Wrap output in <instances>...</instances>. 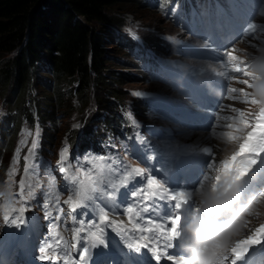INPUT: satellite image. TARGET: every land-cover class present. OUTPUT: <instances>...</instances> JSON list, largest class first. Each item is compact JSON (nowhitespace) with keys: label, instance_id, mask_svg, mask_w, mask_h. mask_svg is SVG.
Segmentation results:
<instances>
[{"label":"trees","instance_id":"obj_1","mask_svg":"<svg viewBox=\"0 0 264 264\" xmlns=\"http://www.w3.org/2000/svg\"><path fill=\"white\" fill-rule=\"evenodd\" d=\"M131 3L143 0H0V97L7 106L0 121L1 156L13 144L23 118L35 119L31 102L49 135L44 153L46 145L56 146L55 133L48 129L56 125L58 131L62 116L73 109L72 97L80 96L85 107L95 93L101 111L86 119L76 142L81 138L87 145L88 137L105 126L120 134L127 87L143 80L141 74L147 77L139 61H132L135 41L123 33V12ZM143 39L145 47L171 53L164 40ZM139 70L141 74L134 72Z\"/></svg>","mask_w":264,"mask_h":264},{"label":"rangeland","instance_id":"obj_2","mask_svg":"<svg viewBox=\"0 0 264 264\" xmlns=\"http://www.w3.org/2000/svg\"><path fill=\"white\" fill-rule=\"evenodd\" d=\"M160 5L162 4L157 0H143V3L140 5L138 3H131L130 5H126V11L123 12V18L125 20L123 33H127L131 39H135L136 41H141L140 39H142L144 35H149L165 41H172V45L174 46L179 45V43L181 42L188 41L195 47H205V49H207L211 52V54L214 55L213 58H198L190 53L185 55L170 54L165 58H163L164 56H160V59L169 61L172 58L180 63H183L186 66H192V68L199 67L201 63L207 64L208 68H211V70H213L219 78L223 79L226 82V87L222 92L223 97L228 96V98L226 97L227 101L230 100V102L232 101L234 103L229 105L231 106V108H228L229 106L227 107L226 105V114L227 117L234 114L233 109H238L242 105V102L236 101L235 99L237 98H235L234 94L226 90L234 86L233 84L239 83L237 82V78H233L228 69H226L224 64V53H221L216 48H212L210 44H204L203 40H201L200 38H193L189 36L185 32V30L181 29L177 24L169 19V17L165 13L166 10L164 11V13L160 11ZM255 22L264 23V9L256 18ZM263 36L264 33H260L256 35L255 39H253L252 37L251 39H248L249 41H247V36L242 35L241 39L237 43L232 45L231 48H237L236 52H239L240 54L244 53V56H264V51H259L258 49L253 50L250 49L249 46V44L253 45L254 42L256 43L257 39H260ZM255 45H257V43ZM260 45L262 46V44ZM254 47L255 46H253V48ZM123 50L127 51L128 48L124 47ZM131 53L133 54L132 51ZM142 53L143 52H141L140 55V59L142 60L141 66H148L149 73L147 74V77L142 78L140 70L139 72L134 71L136 74H141L138 77H140V80H143L136 81L128 85L127 88L129 89V97L126 100V107L124 108V112L127 118H129L132 125L140 126L145 130V136L148 138L151 145L157 146L159 148H167L168 146L180 147L179 140H181L182 138L181 136H179V128H181L182 126L178 122H175L168 118L167 114L161 113L154 105V101L157 100L159 96L162 98L167 96V94L172 90V87L169 86L163 79H161L159 75L156 74V72L151 70L150 63H147V58L145 57L144 59ZM146 53H149V55L151 56H155L157 52L153 49H149L148 51H146ZM126 58L127 57H123V59ZM133 58L132 61H136V59ZM225 73L226 75H224ZM237 86L240 87L241 85ZM137 93H139V95H137ZM96 94L98 96V93ZM71 103L73 109L69 112L68 115L62 116L63 119L58 124V131L56 129V125L50 128V130L48 129V131L55 133L56 146L51 147L50 145H46L48 146L46 148L48 150V154L45 155L46 159H54L56 161V158L61 155L62 147L66 148L64 154H67L70 150H72L69 148V146L73 147L75 145V136L78 135V132L85 125L86 118H88L90 115L91 117H93L97 113L101 112L99 109L97 110L98 103L95 93L92 94L89 103L85 107L82 106L83 103L80 96L72 97ZM6 107L7 106L5 105L4 98L0 97L1 115H4L7 112ZM29 107L31 111L30 113H33L35 115V105H32L31 102L29 104ZM214 112L216 111L213 110V112L209 113L211 114L210 116H213L215 114ZM120 115L122 116L123 113L120 112ZM224 116L226 117V115L223 114V117ZM23 119L24 120H22V126H19L18 134L15 135L13 144L3 152L2 156L0 154L2 159V162L0 163V198L3 196H7L11 191L21 192L20 182L21 180H23L27 185V188L24 190L25 195L27 197L30 196L29 199H31L32 204L24 205V203L22 204V202L20 201V198L13 200L8 199L5 205L0 203V241L4 235L3 232L5 229V222L3 217L5 214L10 215L9 213L12 210H17L23 207L26 209L25 214L30 215L33 219L38 221H47L45 216L46 214H51L50 211L53 207V202H51V199H46V197L52 198V196L55 195L59 196L60 199H64L63 193L52 192L55 188V184L57 183V178L54 177L53 173V165H50L48 161H44L43 163L45 165L43 167L44 169H42L41 164L38 163L36 158L33 160L32 156L29 155V151L32 148L33 142H35L37 144V148H39L38 143L40 138L43 137L44 141L45 138L49 136L45 135L46 130H44V125H42L43 122H41L42 124L40 122L37 123L36 115L35 119H33L32 121L28 120L27 117ZM211 122L212 125H215V123H213V120ZM223 122H225L224 118ZM226 122L228 123L229 121ZM228 129L231 130L225 132L223 135L224 137H226L229 133H231V131H233L232 128ZM237 139L241 141V139ZM115 140L118 142L117 146L119 148V151L122 152V155L129 157L132 164L138 168V162L132 156H130L131 154L129 151V141L124 138V136L117 137V135L115 136ZM49 151H53L54 153L50 154ZM35 153L36 152H34V156L36 155ZM25 157H28L27 161L25 160ZM206 162L208 163V161ZM34 165L38 166L34 167ZM26 168L28 169L27 171ZM37 168H39L38 171H36ZM40 176L44 177L42 178L43 180H50V182H52V187L49 189V191H37L36 183L39 181ZM200 182L201 180L198 182V184ZM259 187L260 188L257 190L256 194L250 197V200H248V202L244 204L240 221L236 225L239 226L237 228V232L243 230V228L246 229L247 227L249 228L250 226H252L250 224H247L245 225L246 227H243V221H246L248 223H261L264 220V197H259L258 195L259 191L264 190V182L262 186L261 184H259ZM44 207L50 208L46 211H42V208L44 209Z\"/></svg>","mask_w":264,"mask_h":264},{"label":"snow or ice","instance_id":"obj_3","mask_svg":"<svg viewBox=\"0 0 264 264\" xmlns=\"http://www.w3.org/2000/svg\"><path fill=\"white\" fill-rule=\"evenodd\" d=\"M256 24L254 21H249L248 24L244 27V33L251 35L253 39L256 38ZM261 31H264V25H260ZM236 49L233 47L231 50L224 53L225 58V67L230 65L234 66V73L249 76L252 79H255V74L247 70V66L240 67L239 65L243 62L239 60V57L235 55ZM226 75V73L224 74ZM239 84L246 85L251 88L252 83L248 79H242L237 81ZM226 91H230L234 94L235 98L239 99L238 95L242 94L244 97H251L250 100H245V102H250L251 104L261 105L259 111L254 115V122L244 119L243 124L247 131V134L241 139L238 149L227 158L219 160V167L217 173L213 178L212 188L213 191L217 189L222 179L228 177L233 172L236 173L237 180H243L248 176L255 166L261 162L262 156H264V99H258L252 96L251 93L247 92L245 88H230ZM264 94V91H262ZM139 95V93H137ZM234 112H239L241 116L244 113L239 109H233ZM231 127V125H228ZM231 140H236L237 136L229 133L228 134ZM147 143V142H146ZM37 147V144L33 142L32 148L29 151V155L32 156L33 160L35 159L34 152ZM152 149L149 148V151ZM65 149L61 151V160L57 166V170L62 174V177L65 179L68 186V190L73 191L76 195L81 198V203L78 205L80 208H88L95 201L100 200L102 197L112 199V192L115 191L109 182L101 177L96 180L95 186H91L86 192L83 186H80L77 189V182L73 176L67 174L68 170L63 166L65 163L64 152ZM204 153L209 156V164L207 169L211 171L214 167V162L212 161V149L205 148ZM247 157L245 160L244 158ZM28 157H25L27 161ZM78 163L88 164L90 163L89 158H86L83 161H80L79 158H76ZM95 159L99 160L102 164L111 161L110 157L99 156ZM38 165H34L36 167ZM28 169L26 168V171ZM137 172L139 170H136ZM158 171V169H157ZM141 180H144V177H141ZM201 182L194 189H188L185 187L177 188L172 187L169 181L165 182V186H162L157 179H147V189H144L142 185H136L135 187L139 191L133 189L128 193V203H139L143 200L146 204L151 200L149 206H145L143 211L145 213H151L152 215L148 219L141 217V221L146 227L140 229H133L132 231H141L150 233L149 239L152 243L144 242L141 243L137 240L135 243H125L123 235L115 229H112L111 237L108 236L107 232L102 231L99 235L93 233L95 238V243L89 245L87 234L84 237V246L82 252L80 253L81 259L87 258L90 262L93 259L95 252L97 250L107 251L109 249V243L112 240H117L119 237V243L121 248L126 250L127 255H125L124 264H132V261L129 259V256L134 254H143L148 252L149 255L155 253L153 257V264H159L163 259L166 262H172V264H184V259L186 256L178 254L175 252V249L179 247V238L181 236V225L185 219V212L188 209V206L191 205V212L200 211V202L196 198V190L202 184ZM132 184H135V180L131 181ZM25 184L24 181L20 182L21 195H23ZM125 188L128 186L125 185ZM251 195V194H250ZM259 197H264V190L259 191ZM34 198V196H33ZM26 203V201H25ZM65 204H73V199L70 196L67 201H64ZM77 205H73L71 211H75ZM30 210V209H28ZM26 209L21 207L17 209L19 215L15 218H10L9 215L5 214L3 219L5 226L15 227L20 231L23 227L27 226V220L25 219L23 213ZM127 212L129 213L130 221L134 218V209L132 207H127ZM63 213L62 208H58V215L55 219L59 218V215ZM88 213L84 212L81 214V224H83V218L87 217ZM46 219H53L50 214H46ZM93 221L98 219L97 216L93 215L91 218ZM106 219V218H105ZM250 233L243 239H238L235 241V244L230 248L231 260L230 264H240V262L245 261L248 255L256 248L264 247V224L259 225L254 230L249 229ZM51 236V231L46 234L45 238L42 239L40 246L37 248V259L40 261H51L53 257L49 255L51 249V244L47 243V239ZM123 254V253H122ZM229 261L228 255H221L217 258V264H226ZM114 264V262H110Z\"/></svg>","mask_w":264,"mask_h":264},{"label":"clouds","instance_id":"obj_4","mask_svg":"<svg viewBox=\"0 0 264 264\" xmlns=\"http://www.w3.org/2000/svg\"><path fill=\"white\" fill-rule=\"evenodd\" d=\"M258 91H264V80L256 83ZM213 181L203 183L196 190L200 211L181 226L180 247L187 253L184 264H217V258L225 254L231 245L234 229L243 213L241 182L225 177L215 191Z\"/></svg>","mask_w":264,"mask_h":264},{"label":"bare ground","instance_id":"obj_5","mask_svg":"<svg viewBox=\"0 0 264 264\" xmlns=\"http://www.w3.org/2000/svg\"><path fill=\"white\" fill-rule=\"evenodd\" d=\"M201 64H202V68H205V65H204L205 63H201ZM226 102H229V104L230 103L233 104L230 101H226ZM199 110L202 111L203 109H199ZM222 111H226V110L222 109ZM216 116H217V125L216 126L210 125L206 129H199V130H192L190 128H186L183 126L181 128H179V130H180L179 136H181V138H182L181 140H179L180 141L179 144H180V148L183 151H191V152L192 151H201V152H204L203 150L205 148H211L212 149L211 159L214 161V167H219V160L227 159L232 154V152H234L238 149L239 143L241 141H239L238 139L231 140L228 135L226 137H224L223 136L224 133L229 131V129L222 127V125L224 124V122H223L224 117L219 116L217 113H215L214 117H216ZM209 120H211V118H209ZM206 155L209 158L208 154H206ZM209 181H213V178L212 177L209 178L208 182ZM189 187H190L189 189H194L197 186L194 183H190ZM258 189H259V187H254V188H251V191L257 192ZM243 223H244L243 227H246L245 225H247V224H250L252 226H250L249 228L247 227L246 229L243 228V230H240L239 232H237V230H238L237 228L239 226H236L234 229H231L230 231L234 232L235 235L232 238L230 248H231V246H233L235 244L236 240L243 239L247 235L251 234L249 229L254 230L259 225L264 224V220L261 223H258V222L257 223H248L246 221H243ZM7 258H8V260H10L12 258V254L7 255ZM13 259L16 260L15 257ZM17 260H18V258H17ZM263 263H264V259L262 260V264Z\"/></svg>","mask_w":264,"mask_h":264}]
</instances>
